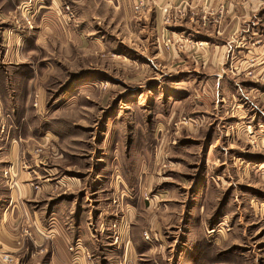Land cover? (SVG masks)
<instances>
[{
  "label": "rangeland",
  "instance_id": "obj_1",
  "mask_svg": "<svg viewBox=\"0 0 264 264\" xmlns=\"http://www.w3.org/2000/svg\"><path fill=\"white\" fill-rule=\"evenodd\" d=\"M41 3L0 0V61L6 51L4 31L16 25L22 34L12 47L16 53L26 51L25 60L37 68L32 69L36 76L28 103L34 113L33 131L39 138V131L48 126L51 139L62 144L65 152L59 174L83 180L78 188L64 186L59 191L77 199L86 223H94L100 207H109L112 192L120 200L123 192L126 200H138L143 217L154 215L147 207L157 205L162 221L159 232L173 256L183 250L193 227L197 255L211 258L212 264L215 258L235 264L246 258L245 264H263L264 256L257 252L264 251V231L257 226L264 224V162L259 164L264 160V129L248 131L244 88L228 86L246 100L237 108L240 113L233 112V102L220 101L217 86L202 85L201 71L191 72L164 44V52L158 53L152 40L132 36L122 28L121 11L113 10L116 14L110 17L104 4L88 7L89 16L81 8L84 19L77 24L50 17L54 24L71 27L78 37L83 34L82 40L77 35L53 37L45 47L37 44L28 50L22 42L25 24L32 33L41 28L36 21ZM181 42L175 44L182 50ZM40 83L46 93L43 107L33 101ZM19 89L11 87L12 95ZM15 103L13 97L10 106ZM39 108L48 110L42 113ZM227 127L230 131L225 132ZM111 177L120 181L118 190ZM99 203L102 206L97 208ZM90 208L95 214L89 216ZM108 214L107 228L99 231L102 240L93 249L98 264H103L102 253L111 254L115 234L121 233L122 238L119 227L114 230L112 224H120L124 214L118 215L119 220ZM234 225L244 233V244L236 247L239 253L231 247L223 249L222 239Z\"/></svg>",
  "mask_w": 264,
  "mask_h": 264
},
{
  "label": "crops",
  "instance_id": "obj_2",
  "mask_svg": "<svg viewBox=\"0 0 264 264\" xmlns=\"http://www.w3.org/2000/svg\"><path fill=\"white\" fill-rule=\"evenodd\" d=\"M39 1L42 3L36 21L37 27L41 28L36 29V33L29 31L27 24L24 28L22 42L28 50L37 44L45 47V43L53 37L77 35L71 27L65 26L72 20L62 13V3L69 2L77 9V17L73 20L76 24L84 19L81 8L89 16L91 9L88 7L91 5H107L110 17L116 14L113 10H120L122 28L128 29L134 37L141 34L143 40H152L158 53L164 52L162 47L165 46L166 37L173 39L174 42L167 48L168 53L191 72L201 71L204 74L202 85L217 86L220 101L233 102V112L240 113L237 108L246 100H242L245 97L242 94L231 93L228 86L243 87L249 103L248 131L253 133L255 128L264 129V0H142L139 8L136 7L139 0ZM166 6L175 13L171 23L164 20L163 8ZM177 8H183V12H177ZM54 16L65 22H61L64 29L49 20ZM10 20L14 22V19ZM16 27L13 25L10 32L4 31L6 51L3 61H0V264H98L99 257L94 255L93 249L102 240L99 231L107 228L104 217L109 212L114 220H119L121 211L119 216L124 214L120 220L122 222L113 221V224L117 223L122 238L119 241L112 238L111 243L109 241L112 252L108 255V252L102 253L103 264H212L211 258L197 255L195 248L198 239L193 227L183 250L177 256L171 254L168 250L170 244L164 242L159 232L162 221L155 210L157 205L147 207L148 213L149 210L155 211L154 215L143 217L142 206H139L137 199L126 200L122 192L120 200L119 195L112 192L114 201L111 198L109 207L103 205L97 210V215L94 211L91 213V208L88 209L89 216L95 214L94 223L90 225L76 205L77 199L59 191L64 186L78 188L83 180L59 174L60 169L63 170L61 161L65 152L62 144L51 139L48 126L44 131H39V138L33 131L30 120L34 113L28 103L31 100L32 80L36 76L32 69L37 68L34 62L25 60L26 51H14L12 41L18 40L22 34ZM180 33L185 36L182 50L175 44L180 39ZM83 36L77 35L80 40ZM13 58L19 60L12 61ZM191 80L198 79L192 77ZM11 87L20 88L14 96ZM13 97L16 103L10 106ZM45 100L46 93L43 83H40L33 101L43 107ZM47 110L39 108L38 112ZM238 117L240 119V115ZM2 127L5 130L2 131ZM228 131L230 127L225 130ZM262 162L264 160H260L259 164ZM6 169L9 170L8 175L4 174ZM112 183L117 190L120 188L119 180L112 178ZM98 206L102 205L99 203ZM258 224L257 229L264 231V224ZM26 228L29 233L23 232ZM144 231H148L151 239L145 238ZM78 235L82 236L83 246L76 256L69 249V244L80 237ZM241 235L244 237L242 227L234 225L227 238L222 239L223 249L231 247L235 252H241L239 248L245 241ZM4 254L12 256L13 261H4ZM257 254L264 256V251L258 250ZM215 259L214 264H235L226 259ZM245 263L246 258L238 264Z\"/></svg>",
  "mask_w": 264,
  "mask_h": 264
},
{
  "label": "built area",
  "instance_id": "obj_3",
  "mask_svg": "<svg viewBox=\"0 0 264 264\" xmlns=\"http://www.w3.org/2000/svg\"><path fill=\"white\" fill-rule=\"evenodd\" d=\"M142 4H143V1L139 0V2L136 3V7L139 8ZM163 9L165 11V17H164L165 22L166 23L173 22L174 18H175V13L172 11V8L170 9L168 6H166ZM61 10H62V13L66 14L68 19H70V20H74L75 19L76 12H75L74 6L71 3L66 2V3L62 4ZM177 12L182 13L183 12V8H177ZM179 38H180V40H182L181 45L183 46L184 45L183 40L185 38L184 34H180ZM164 45L167 48H169L172 45V39L166 37L164 39ZM1 130L3 131L5 129H3V127H2ZM4 174L8 175L9 174V170L8 169L4 170ZM113 226L116 227L117 224L114 223ZM23 232L29 233V230L26 228V229L23 230ZM144 236L146 238H150V234L148 233V231H144ZM120 238H121V233H116L115 234V241H119ZM82 246H83L82 238L81 237H76L73 241L70 242L69 249L72 250L73 252H75L76 256H78V253H79L78 251L80 250V248H82ZM3 259H4V261H8V262H12L13 261L12 256H10L9 254H4L3 255Z\"/></svg>",
  "mask_w": 264,
  "mask_h": 264
}]
</instances>
